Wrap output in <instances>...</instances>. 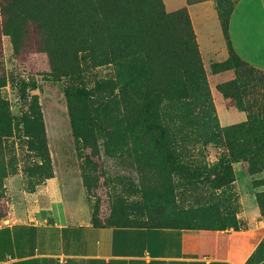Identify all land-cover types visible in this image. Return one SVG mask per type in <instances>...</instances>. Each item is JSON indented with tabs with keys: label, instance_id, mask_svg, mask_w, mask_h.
Returning a JSON list of instances; mask_svg holds the SVG:
<instances>
[{
	"label": "rangeland",
	"instance_id": "rangeland-1",
	"mask_svg": "<svg viewBox=\"0 0 264 264\" xmlns=\"http://www.w3.org/2000/svg\"><path fill=\"white\" fill-rule=\"evenodd\" d=\"M233 1L190 0L188 4L197 5L187 6V0H162L167 12L187 6L218 123L225 131L241 129L238 144L264 136V73H254L252 79L230 91L227 88L235 79L234 71L215 73L211 68L228 57L221 20ZM38 42L30 28L15 55L0 27V77L4 82L0 92L16 116L8 135L2 138L0 224L30 220L38 212L44 213L45 196L53 205L63 206L73 222L113 226L154 223L152 216L166 215L167 211L152 208V216H141L137 206L154 205L153 200L164 194L171 198L173 208L189 216L234 221L238 227L247 225L246 218L254 206L259 211L256 194L262 191L263 179L253 172L264 166V158L254 159L253 171L246 158L228 162V146L203 144L172 128L183 168L170 172L159 157L135 145L127 132L115 125L116 121L125 123L134 113L131 107L135 108L133 102L123 103L119 93L110 106L112 119L98 121L100 126L87 125L85 130L71 124L68 101L50 75L48 57L39 50ZM107 71L102 68L86 74V84L92 85L95 76L104 77ZM19 76L29 82L28 99L39 116L37 125L23 123L21 118L15 96ZM82 105L95 114L94 103ZM198 166H205L199 170L209 177L195 175ZM119 201L126 205L122 216L116 213Z\"/></svg>",
	"mask_w": 264,
	"mask_h": 264
},
{
	"label": "trees",
	"instance_id": "trees-1",
	"mask_svg": "<svg viewBox=\"0 0 264 264\" xmlns=\"http://www.w3.org/2000/svg\"><path fill=\"white\" fill-rule=\"evenodd\" d=\"M236 1L221 20L228 57L211 65L215 73L234 71L235 79L227 88L230 91L252 79L254 73H264L242 60L228 39V19ZM0 18L1 33L9 38L15 55L24 45L30 28L35 32L39 50L48 57L50 75L68 101L71 124L85 130L87 125L100 126L98 121L112 119L110 106L119 93L123 103L133 102L135 108L131 107L134 113L125 123L116 121L115 125L121 127L123 133L127 132L135 145L144 146L159 157L170 172L178 173L183 168L172 128L177 134L184 131L187 138L203 144L228 146V162L246 158L253 171L254 159L264 158V136L236 144L241 129L225 131L220 127L186 7L167 12L162 0H0ZM102 68L108 70L105 76H95L92 85H87L86 74ZM63 79L65 82L61 81ZM3 86L0 77V89ZM28 88L27 80L21 76L16 78L15 96L23 123L37 125L39 116L28 99ZM85 102L96 105L93 115L97 118L83 107ZM15 117L0 92L2 166V138L8 135ZM204 167H196L194 174L202 178L204 173L199 169ZM262 171L264 166L253 173ZM203 177L206 179L209 174ZM170 200L164 194L153 200L154 205L137 206L141 216H152V208L167 211L166 215L152 216V224H91L173 229L239 228L234 221L221 222L206 215L189 216L173 208ZM256 201L259 213L264 215V190L256 194ZM125 207L119 201L116 213L122 216Z\"/></svg>",
	"mask_w": 264,
	"mask_h": 264
},
{
	"label": "crops",
	"instance_id": "crops-1",
	"mask_svg": "<svg viewBox=\"0 0 264 264\" xmlns=\"http://www.w3.org/2000/svg\"><path fill=\"white\" fill-rule=\"evenodd\" d=\"M227 33L238 56L264 71V0H237ZM257 177L264 181V171ZM43 202L44 213L0 224V264H264V215L255 206L237 229H173L73 222L63 206Z\"/></svg>",
	"mask_w": 264,
	"mask_h": 264
}]
</instances>
